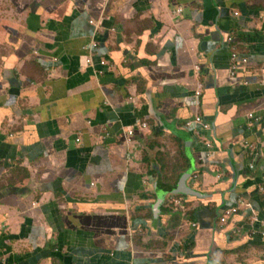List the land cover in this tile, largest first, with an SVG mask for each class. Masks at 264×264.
<instances>
[{"label": "crops", "instance_id": "1", "mask_svg": "<svg viewBox=\"0 0 264 264\" xmlns=\"http://www.w3.org/2000/svg\"><path fill=\"white\" fill-rule=\"evenodd\" d=\"M249 113L264 0H0V264H264Z\"/></svg>", "mask_w": 264, "mask_h": 264}, {"label": "built area", "instance_id": "2", "mask_svg": "<svg viewBox=\"0 0 264 264\" xmlns=\"http://www.w3.org/2000/svg\"><path fill=\"white\" fill-rule=\"evenodd\" d=\"M180 12H181V10H180ZM236 15H238V13H236ZM97 46H98L97 43L93 44V47H97ZM90 62H92V60H90ZM101 65H105V62L102 61ZM248 65H249V58L246 57V56H242L238 52L234 51L232 53V55H231V66H230V69H229L231 76H235L239 72L240 69H242V68L245 69ZM197 95H200V92L197 93ZM247 117L252 121L253 124L254 123L255 124H259V123L264 121V119L261 116L255 115L253 113H249ZM140 125H141L142 128L143 127L144 128L147 127V124H145V123H142ZM186 125L188 127H194L195 125H200L204 129H209L210 128L209 124L205 123L203 118L200 117V116H197L193 120L188 121L186 123ZM124 130L126 131V136L128 138H132L133 136H135V129H134L133 126L126 127V128H124ZM204 145L208 149H212V144L209 141L204 140ZM245 146H247L248 148L252 147V145L248 144L247 142H245ZM251 168H253V166H251ZM236 212H237V209H231V210L227 211L225 216L222 218V220L224 221L225 218L230 216V214L236 213Z\"/></svg>", "mask_w": 264, "mask_h": 264}, {"label": "water", "instance_id": "3", "mask_svg": "<svg viewBox=\"0 0 264 264\" xmlns=\"http://www.w3.org/2000/svg\"><path fill=\"white\" fill-rule=\"evenodd\" d=\"M190 178V173L186 172L184 173L177 185V188L172 191L173 194H180V195H186V196H191V197H196V198H205V196L199 192L194 190L193 188L189 187L187 184L188 179ZM159 204L155 207V216L157 217L159 214Z\"/></svg>", "mask_w": 264, "mask_h": 264}]
</instances>
